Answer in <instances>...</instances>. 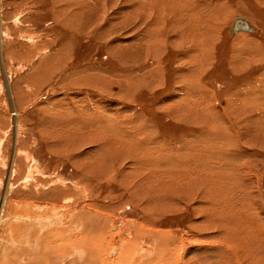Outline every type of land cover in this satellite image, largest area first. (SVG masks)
<instances>
[{"label": "rangeland", "instance_id": "374dc122", "mask_svg": "<svg viewBox=\"0 0 264 264\" xmlns=\"http://www.w3.org/2000/svg\"><path fill=\"white\" fill-rule=\"evenodd\" d=\"M121 248L264 264V0H0V264Z\"/></svg>", "mask_w": 264, "mask_h": 264}, {"label": "bare ground", "instance_id": "6f19581e", "mask_svg": "<svg viewBox=\"0 0 264 264\" xmlns=\"http://www.w3.org/2000/svg\"><path fill=\"white\" fill-rule=\"evenodd\" d=\"M249 23V22H248ZM233 24V23H232ZM249 25H250V23H249ZM251 26V25H250ZM231 28H232V25H231ZM251 28H252V26H251ZM238 32H242V33H244V34H249V33H252L253 32V28H252V31L251 32H247V31H237V32H235L234 34H232L231 33V35L232 36H234V35H236ZM16 227V226H15ZM18 228V227H17ZM13 229H14V227H13ZM20 228H18V230H19ZM3 232V231H2ZM58 233H60L61 234V236L59 235V234H56V235H54V239H52V242H53V244H52V242H49V243H47L45 240H43V242L45 241V243L46 244H42L41 246L43 247V250H42V257H41V259H38V260H34V258H33V263H37V262H42V261H44V259H46V257L49 255L51 258H55V259H57V258H60L61 257V255H64V254H62L61 253V251L66 247V246H68L67 245V242H69V237H65V236H63L62 234H65V232L64 233H61V232H58ZM147 235V234H146ZM48 237V236H47ZM78 237V236H77ZM44 238V237H43ZM92 238V237H91ZM165 238V237H164ZM45 239V238H44ZM50 239V238H49ZM84 239V238H83ZM99 239H101V238H99ZM46 240H48V239H46ZM51 240V239H50ZM49 240V241H50ZM77 240V239H76ZM87 240H89V239H87ZM92 240H94V239H92ZM103 240V239H102ZM169 240V239H168ZM90 241V240H89ZM96 241V240H95ZM64 242H66V244H64ZM100 242V241H99ZM41 243V242H40ZM80 243H81V240H80ZM95 243V242H94ZM83 244V243H82ZM97 244H99V243H97ZM165 244V243H164ZM181 244V243H180ZM84 245V244H83ZM168 246H169V244H167ZM85 246H86V248L87 249H90V245L89 244H87V243H85ZM164 246H166V245H164ZM161 247V246H160ZM83 248V247H82ZM96 248H98V247H96L95 246V249ZM153 248V247H152ZM162 248H163V246H162ZM166 248V247H165ZM71 249V248H70ZM160 249V248H159ZM93 250V249H92ZM169 250V249H168ZM85 251V250H84ZM103 251H104V249H103ZM124 250H123V248H121L120 250H119V252L117 253L118 254V256L116 257V260H115V264H126V263H133V262H139V263H141V264H158V262H161V261H159L158 260V262H157V260H155L154 258H152L151 259V256H156L155 254H153V255H151V253H148V254H146V255H144L143 257H140L141 259H135V260H132L133 259V257H131L130 258V260L127 258L129 255L127 254V255H123L122 254V252H123ZM153 251H155L154 249H153ZM167 251V250H166ZM65 252H67V249H66V251ZM99 252V251H98ZM164 252V251H163ZM169 252V251H168ZM165 254V253H164ZM133 255V254H132ZM131 255V256H132ZM167 255V254H166ZM165 255V256H166ZM89 256V255H88ZM95 256V255H94ZM197 256V255H196ZM220 256V255H219ZM44 257V258H43ZM159 257H162V256H159ZM164 257V256H163ZM221 257V256H220ZM91 258H93V257H91ZM164 259H168V258H164ZM203 259V258H202ZM27 260V262L25 263V264H32L31 262L32 261H30V260H28V258L26 259ZM42 260V261H41ZM132 260V261H131ZM161 260H163V259H161ZM35 261V262H34ZM131 261V262H130ZM154 261H156V262H154ZM45 262V261H44ZM166 262H168V260L166 261ZM46 263V262H45ZM171 263V262H170ZM92 264V263H91ZM93 264H104V261L102 260V258H99V256H97V257H95V260L93 261Z\"/></svg>", "mask_w": 264, "mask_h": 264}, {"label": "water", "instance_id": "95a60500", "mask_svg": "<svg viewBox=\"0 0 264 264\" xmlns=\"http://www.w3.org/2000/svg\"><path fill=\"white\" fill-rule=\"evenodd\" d=\"M237 31L251 32L252 28L249 23L242 17H237L232 24L231 33L234 34Z\"/></svg>", "mask_w": 264, "mask_h": 264}, {"label": "crops", "instance_id": "0c3cea01", "mask_svg": "<svg viewBox=\"0 0 264 264\" xmlns=\"http://www.w3.org/2000/svg\"><path fill=\"white\" fill-rule=\"evenodd\" d=\"M251 25H252V24H251ZM253 32H254V30H253ZM253 32H252V33H253ZM239 34H240V33H239ZM249 34H251V33H249ZM236 35H237V34H236ZM236 35H235V36H236ZM238 36H239V35H238ZM238 36H236V37H238Z\"/></svg>", "mask_w": 264, "mask_h": 264}, {"label": "flooded vegetation", "instance_id": "af4514ba", "mask_svg": "<svg viewBox=\"0 0 264 264\" xmlns=\"http://www.w3.org/2000/svg\"><path fill=\"white\" fill-rule=\"evenodd\" d=\"M239 33H242V32H238L237 34H239Z\"/></svg>", "mask_w": 264, "mask_h": 264}]
</instances>
